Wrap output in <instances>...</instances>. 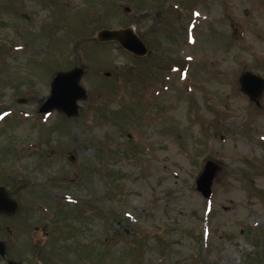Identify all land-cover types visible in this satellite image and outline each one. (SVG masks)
I'll list each match as a JSON object with an SVG mask.
<instances>
[{
    "label": "rangeland",
    "instance_id": "rangeland-1",
    "mask_svg": "<svg viewBox=\"0 0 264 264\" xmlns=\"http://www.w3.org/2000/svg\"><path fill=\"white\" fill-rule=\"evenodd\" d=\"M126 27L145 57L95 39ZM75 67L79 113H41ZM245 71L264 77V0H0V183L44 215L29 242L77 212L45 264H264V95Z\"/></svg>",
    "mask_w": 264,
    "mask_h": 264
},
{
    "label": "water",
    "instance_id": "water-1",
    "mask_svg": "<svg viewBox=\"0 0 264 264\" xmlns=\"http://www.w3.org/2000/svg\"><path fill=\"white\" fill-rule=\"evenodd\" d=\"M127 10V9H126ZM96 39L100 42L115 41L123 49L131 54L142 57L148 52V47L142 38L132 27L123 29H102ZM84 69L75 67L67 72H58L51 83V94L40 107V112H50L57 109L67 117L76 116L79 113V101L87 98V90L80 83ZM110 73L105 72L108 76ZM241 91L259 104V99L264 94V77L250 71H245L239 78ZM221 170L219 163L208 160L201 173L196 179V189L208 198L212 192L213 182ZM17 207V203L8 198L5 188L0 187V212L12 213ZM0 254H5L4 244L0 241ZM9 264H20L10 261Z\"/></svg>",
    "mask_w": 264,
    "mask_h": 264
},
{
    "label": "flooded vegetation",
    "instance_id": "flooded-vegetation-1",
    "mask_svg": "<svg viewBox=\"0 0 264 264\" xmlns=\"http://www.w3.org/2000/svg\"><path fill=\"white\" fill-rule=\"evenodd\" d=\"M2 184L0 183V186L7 189L8 197L16 201L17 207L12 213L0 212V241L3 242L5 249V254H0V264H9L10 261H16L20 264H45V255H43L41 247L43 248L48 242H62L72 235L74 233L73 229L76 231V228L74 223L70 221L75 218L74 214L77 212H67L65 207L54 208L55 217H53L52 221L56 220L57 224L55 225V231H52L53 237H49L50 231L46 230L44 239L30 238L31 242H29V239L24 235L25 230H45L43 226L44 215H40L41 212L38 206L33 204L22 205L17 193H11ZM51 227L53 230L52 223ZM30 244L34 246L33 256H35L36 261H30V259L25 258L26 249L24 247Z\"/></svg>",
    "mask_w": 264,
    "mask_h": 264
}]
</instances>
